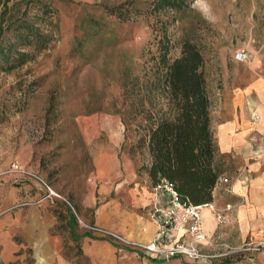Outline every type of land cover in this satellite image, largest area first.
Wrapping results in <instances>:
<instances>
[{
    "label": "rangeland",
    "instance_id": "rangeland-1",
    "mask_svg": "<svg viewBox=\"0 0 264 264\" xmlns=\"http://www.w3.org/2000/svg\"><path fill=\"white\" fill-rule=\"evenodd\" d=\"M4 1L1 40L14 52L2 64L13 66L0 68V215L45 201L51 233L58 211L73 217L75 234L84 230L80 201L89 193L100 201L106 184L150 185L146 138L167 110L160 77L167 41L169 61L184 41L200 50L211 126L224 77L232 80L234 66L244 73L242 64L264 52V0H186L175 10L159 0ZM29 23L45 48L15 37ZM240 50L248 57L235 62ZM40 180L75 212L44 198Z\"/></svg>",
    "mask_w": 264,
    "mask_h": 264
},
{
    "label": "crops",
    "instance_id": "crops-1",
    "mask_svg": "<svg viewBox=\"0 0 264 264\" xmlns=\"http://www.w3.org/2000/svg\"><path fill=\"white\" fill-rule=\"evenodd\" d=\"M242 66L244 73L234 66L231 81L224 77L211 126L219 177L210 203L222 212L230 204L227 222L218 226L211 209L202 211L205 233L232 246H239L248 237L264 240V145L259 140L264 135V52ZM252 113L258 117L254 119ZM99 175L106 173L100 171ZM99 192L98 202L91 193L80 201L79 211L88 224L132 241L152 239L157 228L148 213V206L157 201L152 185L123 183L114 187L109 183ZM45 205L41 201L0 215V264H191L183 256L147 255L86 229L72 236L70 228L63 237L59 232L51 233L54 216ZM235 264H264V255Z\"/></svg>",
    "mask_w": 264,
    "mask_h": 264
},
{
    "label": "trees",
    "instance_id": "trees-1",
    "mask_svg": "<svg viewBox=\"0 0 264 264\" xmlns=\"http://www.w3.org/2000/svg\"><path fill=\"white\" fill-rule=\"evenodd\" d=\"M186 4V0L157 1L158 6L172 10ZM24 28V32L20 30L15 35L21 43L34 45L38 50L45 48V36L38 28L31 23L24 24ZM2 33L0 21V68L6 69L13 63L7 67L2 64L10 60L14 51L2 42ZM166 44L160 57L164 68L160 77L167 110L158 113L148 130L146 147L150 161L145 172L152 186L164 178L173 183L182 199L193 204L209 203L219 169L215 162L210 100L201 70L202 54L194 43L184 41L179 56L169 61L168 41ZM58 214L56 231L70 228L72 236L73 217L69 213L68 217L59 211Z\"/></svg>",
    "mask_w": 264,
    "mask_h": 264
},
{
    "label": "built area",
    "instance_id": "built-area-1",
    "mask_svg": "<svg viewBox=\"0 0 264 264\" xmlns=\"http://www.w3.org/2000/svg\"><path fill=\"white\" fill-rule=\"evenodd\" d=\"M247 57L248 53L244 50L237 51L234 55V59L238 61H245ZM252 116L254 119L258 117L256 113H252ZM259 140L264 145V135ZM40 182L45 191L44 198L65 202L75 212L66 197L57 193L44 180ZM153 191L157 201L150 205L148 213L157 228L152 239L147 242L128 240L117 232L85 222L81 223L86 230L138 248L147 255L160 258L183 256L191 264H235L239 260L253 261L257 254L264 255V240L257 242L252 237H248L239 246H232L216 241L205 233L202 226L203 209L205 207L211 209L216 224L223 226L227 222L226 211L230 210V204L225 206V212L215 209L210 202L193 204L182 199L173 183L164 178L153 186Z\"/></svg>",
    "mask_w": 264,
    "mask_h": 264
}]
</instances>
